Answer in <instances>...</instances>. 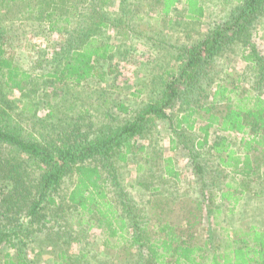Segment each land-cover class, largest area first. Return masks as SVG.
I'll return each instance as SVG.
<instances>
[{
	"label": "trees",
	"instance_id": "1",
	"mask_svg": "<svg viewBox=\"0 0 264 264\" xmlns=\"http://www.w3.org/2000/svg\"><path fill=\"white\" fill-rule=\"evenodd\" d=\"M120 1L124 8L115 21L108 19L101 10L107 0H93L90 11L86 12L85 8L79 11L76 15L82 25L78 28L80 33H74L75 28L66 30V49L54 69L40 76L52 78L58 84L82 85L101 81L106 73L102 64L108 61L116 47L91 38V34L100 28L118 26L134 36L144 35L152 42L158 56L166 57L162 63L150 67L153 71L148 83L155 95L131 119L117 126L102 129L93 136L79 132L73 138L64 135L59 142L48 144L23 131L0 103V263L31 264L20 235L29 234L28 226L35 224V219L40 224L38 231H42L52 221L42 211L60 210L64 204L66 208L62 211L76 210L77 224L87 225V229L100 228L106 238L117 237V244L121 242L124 247H135L140 252L145 250L144 264H264V228L256 225L226 228L225 237L219 242L213 240L212 234L202 243L194 242L195 227L201 226L202 213L211 216L217 210V197L227 201L233 210L244 196L256 194L252 183L261 178L260 159L264 165V57L252 43L250 31L264 13V0H238L231 14L204 35L174 45H170L169 39H165L160 31H137L135 26L143 17L135 9L145 6L147 12L164 18L172 27V12L181 2L185 5L183 16L189 23L201 21L205 15L201 0H147L140 1L134 8L127 0ZM92 13H97L98 19L91 27L87 22ZM65 21L71 23L68 18ZM55 24L56 20L49 22L47 30L61 31ZM86 36L90 38L86 39ZM237 42L243 46L241 60L253 66L254 81L249 89L239 82V77L233 78L231 71L219 76L215 69V60ZM10 45L5 32L0 29V72L5 70L4 86L10 91L22 92L33 77L8 56L6 47ZM71 45L75 46L68 48ZM120 109L126 108L120 106ZM162 121L171 131L172 148L180 146L187 153L199 198L195 199L194 207L187 210L182 222L175 224L162 221V214L158 215L157 210L164 212V201L160 196L163 187H150L153 198L149 202V219L156 217L159 222L155 229L149 219L143 218L140 208L121 185L115 164H123L139 153H144L146 158L148 144H141L138 139ZM214 127L217 131L242 134V152L234 149L226 137L218 135L211 139L210 130ZM195 132L201 139L183 140L184 135ZM203 150L211 151L216 158L210 188L205 178ZM21 159L24 163H20ZM159 171L164 181L181 182L172 157L162 158ZM66 178L72 179V186L61 198L59 193ZM225 178L229 179L221 181L223 187H220V180ZM236 180L238 183L234 186L231 182ZM113 201L122 207L124 217ZM21 210L28 220L16 223L19 219L13 217V213L18 214ZM129 228L132 231L128 236ZM105 242L109 245L108 239ZM65 257L64 252L58 254L57 264H62Z\"/></svg>",
	"mask_w": 264,
	"mask_h": 264
},
{
	"label": "rangeland",
	"instance_id": "2",
	"mask_svg": "<svg viewBox=\"0 0 264 264\" xmlns=\"http://www.w3.org/2000/svg\"><path fill=\"white\" fill-rule=\"evenodd\" d=\"M140 1L147 2V0H127L131 8L139 5ZM92 3L93 0H24L12 3L0 0V25H2L0 29L11 42V45L6 47L7 54L33 77L27 84L26 90L10 91L4 86L5 70L0 72V103L12 114L23 131L43 143L59 142L64 135L73 138L77 132L93 136L102 129L117 126L131 119L135 112L155 95L152 85L148 83L149 74L153 71L150 67L162 63L166 57H159L158 51L152 47V42L144 35L134 36L130 31L118 26L100 28L91 34V38L112 43L116 47L108 61L102 64V70L106 73L101 81L94 80L82 85L58 84L52 78L40 76L54 69L58 63L57 59L66 49L65 41L68 36L66 30L75 28L74 33H80L79 29L82 25L79 21L80 17L76 14L83 8L86 12L90 11ZM201 3L205 15L201 21L193 24L183 16L184 2L177 4L172 12L173 28L166 24L164 18L147 12L145 6L136 8L135 10L140 12L143 18L137 22L135 29L137 31L144 29L151 33L160 31L165 39H169L170 45L179 44L184 40L193 41L198 36L204 35L210 27L225 20L238 5V0H201ZM123 6L120 0H107L101 10L108 19L115 21L118 14L123 11ZM67 18L71 23L65 21ZM97 19L98 14L92 13L87 22L88 26L92 27ZM52 20H56L55 25L62 29L61 31L47 30ZM146 26L149 28L145 29ZM89 38L86 36V39ZM250 38L259 55L264 57V13L251 28ZM242 47V44L234 43L215 60L214 65L219 76L231 71L232 77H239V82L249 89L254 81V70L250 62L241 60ZM120 106L126 109L122 110ZM210 131L211 139L218 135L226 137L234 149L242 152L240 145L242 134L217 131L215 127ZM170 135L171 131L165 122L153 125L149 133L138 139L139 143L148 144L147 157L144 158L145 154L139 153L129 158L127 162L115 165L118 166L117 173L121 185L140 208L144 219H149L151 214L149 202L153 195L150 187L160 185L164 190L160 193L164 201V212L159 209L158 215L162 214V221L169 220L180 224L182 218L187 215V210L194 207L199 192L186 151L180 146L172 148ZM189 138L198 140L201 139V135L197 132L190 133L184 135L183 140ZM202 152L205 158V178L208 180L207 187L210 188L216 158L211 151ZM167 156L173 158L175 167L180 172L181 182L178 184L170 179L164 181L160 175L162 158ZM24 161L21 159L20 163ZM261 162L260 159L261 178L252 183L256 194L244 196L233 210H230L227 201H221L217 197L215 203L217 210L212 212L211 216L203 212L201 226L195 227L197 232L195 243H202L209 234H212L215 242H219L224 239L226 228L247 225L264 228V165ZM226 179L229 178L220 180V187H223L221 181ZM231 183L235 186L238 180ZM71 184L72 179L66 178L59 193L61 198L65 197ZM113 200L116 201L115 196ZM115 204L124 217L122 207ZM62 207V209L66 208L64 204ZM62 209L43 210L42 213L45 212L52 219L46 224V228L38 231L40 224L35 219V224L28 226L29 234L20 235L24 242V251L31 264H57L58 254L61 252L66 256L62 264L145 263V250L140 252L135 247L122 246L121 242L117 244V237L106 238L100 228L87 229V225L77 224L78 216L75 209L68 208L63 211ZM13 217L19 219L16 223H25L28 220L23 210L18 214L13 213ZM149 220L156 229L159 223L156 217ZM11 225L15 224L11 223ZM131 231L129 228L126 235L129 236ZM106 239L109 245L106 244ZM115 244L117 245L114 246Z\"/></svg>",
	"mask_w": 264,
	"mask_h": 264
}]
</instances>
